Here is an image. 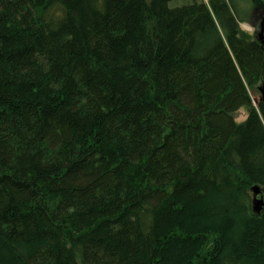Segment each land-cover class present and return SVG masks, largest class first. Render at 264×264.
Wrapping results in <instances>:
<instances>
[{
    "label": "trees",
    "instance_id": "16d2710c",
    "mask_svg": "<svg viewBox=\"0 0 264 264\" xmlns=\"http://www.w3.org/2000/svg\"><path fill=\"white\" fill-rule=\"evenodd\" d=\"M172 1L0 0V264H264V0Z\"/></svg>",
    "mask_w": 264,
    "mask_h": 264
},
{
    "label": "water",
    "instance_id": "95a60500",
    "mask_svg": "<svg viewBox=\"0 0 264 264\" xmlns=\"http://www.w3.org/2000/svg\"><path fill=\"white\" fill-rule=\"evenodd\" d=\"M202 1H199V3H201ZM258 36L260 37V39H262V37L264 36V20L261 24V28L260 31L258 32ZM261 93H262V97L264 99V88H261ZM257 100H255V103L257 104ZM253 191V210L254 212H256L257 214H260L261 211L264 208V198L263 196H261V188L257 185L253 186L252 188ZM260 195V197H259Z\"/></svg>",
    "mask_w": 264,
    "mask_h": 264
},
{
    "label": "rangeland",
    "instance_id": "374dc122",
    "mask_svg": "<svg viewBox=\"0 0 264 264\" xmlns=\"http://www.w3.org/2000/svg\"><path fill=\"white\" fill-rule=\"evenodd\" d=\"M201 1V0H200ZM202 1H208V0H202ZM187 3H189V0H173L171 3H170V5H171V7H178V6H182V5H185V4H187ZM262 24V23H261ZM242 28L244 29V30H247L248 32H253L254 31V28L251 26V25H249V24H247V23H245V24H242ZM258 30H260V27L258 26V28H257ZM246 117H247V110H246V108H241L240 109V111L237 113V115H236V120L238 121V122H241V121H244L245 119H246ZM259 197H260V195H259ZM264 198V197H263Z\"/></svg>",
    "mask_w": 264,
    "mask_h": 264
},
{
    "label": "bare ground",
    "instance_id": "6f19581e",
    "mask_svg": "<svg viewBox=\"0 0 264 264\" xmlns=\"http://www.w3.org/2000/svg\"><path fill=\"white\" fill-rule=\"evenodd\" d=\"M255 100H257V99H255ZM255 100H254V104L257 105V104L255 103ZM257 103H258V102H257Z\"/></svg>",
    "mask_w": 264,
    "mask_h": 264
}]
</instances>
